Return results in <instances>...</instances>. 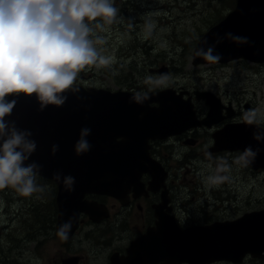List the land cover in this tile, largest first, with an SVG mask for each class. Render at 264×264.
<instances>
[{
    "label": "water",
    "instance_id": "obj_1",
    "mask_svg": "<svg viewBox=\"0 0 264 264\" xmlns=\"http://www.w3.org/2000/svg\"><path fill=\"white\" fill-rule=\"evenodd\" d=\"M218 30L223 32L216 34ZM231 41V45L227 44ZM209 47H213V55L221 56L219 62L237 58L264 62V0H235L233 9L199 38L193 50L194 64L209 62L197 55L199 50ZM157 70L160 74L167 71L164 67ZM74 87L79 91L65 92L67 100L62 106L48 105L43 109L34 95L9 97L17 103L11 115L5 117L18 129L32 133L30 139L35 141L36 149L25 163L35 162L38 168L34 172L57 183L58 221L62 218L63 222L69 213L72 215L77 210L90 212L91 203L82 199L85 193L114 194L112 191L116 188L136 182L149 168L160 172L159 163L148 161L149 140L164 139L194 126H210L234 114L228 110L229 105L222 115L224 106L210 91L194 92L196 99H203L209 106L207 115L199 120L190 96L182 98L184 91L176 93L171 88L154 92L111 91L79 84ZM247 109L245 104V112ZM85 127L91 129L86 137L91 149L78 154L75 146ZM257 135L259 139L255 138ZM212 136L214 144L209 151L239 150L243 155L250 148L255 155L247 158V165L254 170L264 168V128L261 126L230 122ZM54 145H58L55 152ZM56 174L60 175L59 180ZM67 177L73 178L71 184L66 182ZM146 238L156 240L145 254L151 258V264L159 261L161 264L215 261L237 264L247 254L262 258L264 208L233 220L185 229L170 221L151 230Z\"/></svg>",
    "mask_w": 264,
    "mask_h": 264
},
{
    "label": "rangeland",
    "instance_id": "obj_2",
    "mask_svg": "<svg viewBox=\"0 0 264 264\" xmlns=\"http://www.w3.org/2000/svg\"><path fill=\"white\" fill-rule=\"evenodd\" d=\"M234 1L114 0L116 19L107 26L108 31L99 33L106 42L97 46L103 49V55L113 57V62L100 68L86 66L75 83L134 92L171 88L176 93L187 91L191 96L195 91H210L222 103L231 101L238 110L233 121H245V104L247 112L259 109L264 114V62L237 58L193 63L199 38L233 9ZM148 24L153 25L150 34ZM222 32L218 30L216 34ZM163 67L167 71L160 74L157 69ZM161 76L167 77L164 85L147 82L148 77L155 80ZM197 101V112L206 114L208 105L203 99ZM258 119L260 123L256 125L262 127L264 115ZM211 144L206 141L194 148L173 145V153H169L172 157L159 153L169 165L174 184V214L188 224L232 220L264 208V170L253 171L244 162L237 163L242 156L239 152H206ZM187 148L189 154L185 157L182 152ZM225 164L227 170L217 172ZM212 175L227 176L228 180L209 185L207 177ZM35 183L42 191L30 197H22L11 188L0 190V264H43V223L55 220L56 184L37 174ZM239 264H264V257L247 255Z\"/></svg>",
    "mask_w": 264,
    "mask_h": 264
},
{
    "label": "clouds",
    "instance_id": "obj_3",
    "mask_svg": "<svg viewBox=\"0 0 264 264\" xmlns=\"http://www.w3.org/2000/svg\"><path fill=\"white\" fill-rule=\"evenodd\" d=\"M117 12L114 0H0V190L11 188L22 197L42 191L35 183L38 165L25 163L36 143L30 139V131L20 130L5 119L17 103L8 98L34 95L41 109L62 106L67 100L65 92L79 91L75 81L86 66L100 68L113 62V57L103 55V49L97 46L105 44L99 33L108 31ZM146 27L150 34L153 25ZM213 51L209 47L197 55L215 63L221 56L213 55ZM166 81V76L147 78L157 86ZM262 115L254 109L243 119L249 125L259 124ZM90 134V128L81 129L75 146L78 154L91 149L86 139ZM57 150L58 145H54L53 151ZM254 155L250 148L245 149L236 162L247 164V158ZM226 170L225 164L217 172ZM56 179H60L59 174ZM227 180L221 175L207 177V183L213 186ZM66 182L71 184L73 178L67 177ZM70 227V223L62 225L57 235L66 240Z\"/></svg>",
    "mask_w": 264,
    "mask_h": 264
},
{
    "label": "flooded vegetation",
    "instance_id": "obj_4",
    "mask_svg": "<svg viewBox=\"0 0 264 264\" xmlns=\"http://www.w3.org/2000/svg\"><path fill=\"white\" fill-rule=\"evenodd\" d=\"M188 96L191 98L196 118L202 119L205 114L197 112L198 104L200 106L198 99L195 95L191 96L184 91L182 98L187 99ZM221 104L224 106L221 114L224 115L227 112L225 106L232 104L231 101L226 103L221 101ZM228 110L234 111V116L230 120L220 119L210 127L194 126L161 140H150L148 161L159 163L163 169L158 173L155 169L149 168L153 173L145 170L136 182L128 181L131 183L125 184L122 190L114 191V194L86 193L83 199L91 203L90 212L77 210L72 215L69 213L63 222L62 218L58 221L56 206L55 220L43 223V264H150L141 256L139 244L145 240L149 242L146 236L151 230L159 228V221L163 224L175 221L181 227L209 223L210 221H198L188 224L174 214L172 199L174 184L169 165L159 153L172 157L169 153H173V145L178 148L183 145L194 148L206 141H212L211 147L213 131L221 128L225 123L232 122L239 115L236 108L231 107ZM202 132L205 135H202ZM210 147L206 152L213 155L229 152H211ZM188 148L182 152L185 157L189 154ZM193 156L198 154L194 153ZM69 221L71 227L67 232V239H61L57 235L58 230Z\"/></svg>",
    "mask_w": 264,
    "mask_h": 264
},
{
    "label": "trees",
    "instance_id": "obj_5",
    "mask_svg": "<svg viewBox=\"0 0 264 264\" xmlns=\"http://www.w3.org/2000/svg\"><path fill=\"white\" fill-rule=\"evenodd\" d=\"M234 3H235V1H234V2L231 4V5H232V7H233Z\"/></svg>",
    "mask_w": 264,
    "mask_h": 264
}]
</instances>
